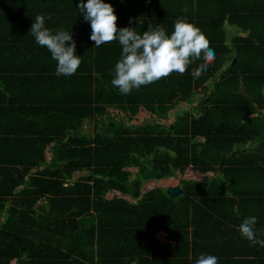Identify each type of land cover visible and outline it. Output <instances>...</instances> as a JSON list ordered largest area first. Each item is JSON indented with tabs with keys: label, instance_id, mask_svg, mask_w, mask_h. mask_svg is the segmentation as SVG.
Instances as JSON below:
<instances>
[{
	"label": "trees",
	"instance_id": "16d2710c",
	"mask_svg": "<svg viewBox=\"0 0 264 264\" xmlns=\"http://www.w3.org/2000/svg\"><path fill=\"white\" fill-rule=\"evenodd\" d=\"M49 13L46 27L68 28L71 18L63 13L69 12ZM72 15L81 56L75 74L57 76V62L41 46L36 48L46 54L44 72L0 74V264H195L201 254L216 256L218 264H264V247L251 245L238 230L244 218L256 216L257 239H264V45L236 46L230 62L232 50L221 36L210 44L215 59L200 77L173 72L122 95L111 83L115 49L91 46L90 22L79 9ZM3 31L0 42L14 46L2 52H18L26 34ZM202 62L192 63L193 70ZM22 63L20 70L35 69L32 62ZM212 76L218 78L198 101V116L185 110L168 126L154 119L129 124L140 107L166 117L177 101H191L205 90ZM110 107L125 118L112 117ZM10 121L18 125L16 132L4 126ZM85 122L92 123L93 134L83 132ZM256 138L257 145L244 148ZM169 164L180 172L189 166L218 171L217 189L183 179V193L173 198L161 189L133 205L104 198L108 189L125 191L129 185L137 196L141 180L169 175ZM149 165L153 170L145 176ZM128 166L139 168L140 179L129 180L131 172L123 170ZM84 170L88 175L73 178ZM210 194L215 197L206 198ZM210 218L225 228H197ZM157 229L173 245L158 242Z\"/></svg>",
	"mask_w": 264,
	"mask_h": 264
},
{
	"label": "crops",
	"instance_id": "0c3cea01",
	"mask_svg": "<svg viewBox=\"0 0 264 264\" xmlns=\"http://www.w3.org/2000/svg\"><path fill=\"white\" fill-rule=\"evenodd\" d=\"M105 2L113 5L114 12L117 15L118 29L122 27H136L135 30L140 34L147 30L148 24H151L153 26L160 25L164 27L166 33L171 35L174 31V23L177 18L181 16L186 17L189 22L201 30V32L209 40L210 44L217 43L220 37L224 36L222 43L232 50V53L227 56V59L230 62L232 59L235 60L234 54H236V46L248 45L249 48H254L255 46L264 45V0H123V2L122 0H105ZM79 3L80 0H0V18L2 19V16H4L11 19V21H4L3 19L0 21V32H4L3 30H6L9 31V33L12 32L14 34L17 30H19L21 38H24V34H26V38H24L21 42V46L23 45L22 48L25 47L26 49H21V46H19L17 47L18 52L15 53L2 52L7 46H14L13 43L5 40L0 42V74L7 72H35L39 74L44 72L43 69L46 67L42 56L46 54L37 50L36 46H40L36 43L35 39L28 37L31 35L29 30L36 14H43L45 16L47 14H51L49 12H69V14L63 13V15L71 18L69 20L70 25H68V28H63L65 30L68 29L69 32L72 30V35L76 37V25H72L73 21L76 20H74L75 17L71 16H75L72 14H75L78 10L77 6ZM185 9L186 11H184ZM130 18H140L143 24L138 25L135 21L132 24H129ZM62 21L66 23L67 19ZM90 44L91 46H94L93 41H91ZM109 44L111 52L115 49V53L118 55L116 61H111L115 66L116 62L120 59L122 47L118 40L106 43V46ZM30 46H32L33 50H29L30 53L24 54L23 51L28 50V47ZM76 46H79V44L76 43ZM76 54L79 56L78 51ZM243 55L244 57L250 58L252 54H250V52H244ZM255 55L257 59L260 58L259 54L257 55V53H255ZM27 61L32 62V66L35 67L34 70H20L24 67L22 62ZM26 66L27 65H25V67ZM225 66L226 64L223 65L221 69ZM221 69L216 72H221ZM186 72H193L192 64L188 66ZM217 78V76L209 78L203 84L206 89H199V91L193 95L191 101H177L175 106L167 112L166 117L159 118L155 114L147 111L144 107H140L138 112L129 121V124L142 125L143 123L154 119L158 123L168 126L172 124L176 117L185 110H189L194 116H198L200 113L195 109L198 101L210 94V89L213 88L214 82ZM40 90H42V88L36 89L38 92ZM23 97L27 98L28 96L24 94L22 98ZM19 98L21 97L16 99ZM251 104L254 105V103ZM178 107L181 111H179L176 116L173 112L176 111ZM108 110L111 116L115 119L125 118V114L115 107H110ZM253 115L256 116L257 113H254ZM135 118L138 119L140 123H134ZM168 119H171V121L169 123H165L164 120ZM143 120H145V122L142 123ZM4 126L14 132H16V129H19L18 125L13 121L7 122ZM258 140L259 139L257 138L251 141L249 140L244 145V148L254 147V145H257ZM52 144L53 143H50L45 149V158L47 160L50 159V147ZM41 168L42 166L39 167V169ZM34 170L35 169H32V172H34ZM123 170L131 172L132 175L129 180L135 181L140 179L138 167L128 166L124 167ZM88 173V170L76 171L73 174V178L77 179L79 176L88 175ZM219 175L220 174L216 170L201 172L190 166L182 172H180L179 169L174 171L172 166V173L169 170V175L165 177L159 179L150 178L147 180H141L138 195L135 197L128 191V188H130L131 191L133 190L132 188H134L132 185H129V187H126L127 190L125 191L118 188L108 189L104 194V198L107 200L123 199L133 205L137 204L142 198H144L146 193L154 189H161L164 193H166V195L173 198L180 196L183 193V189L180 184V181L183 179L197 182L206 181V187L211 186V189L214 188V190H216L217 187L215 186L217 184H213V181L218 180ZM171 187H178L181 190V193L178 195L169 194L167 190ZM205 196L206 195H203L201 197ZM213 197H215V195L210 194L206 198L213 199ZM41 202L42 201H38V203ZM188 214L191 215L190 210ZM4 216L5 214L3 213L2 218H4ZM196 217L198 216L196 215ZM197 219L199 220V217ZM202 219L203 218L199 220V223L202 222ZM207 221H209V223L206 225L198 224L197 228H225L223 224H214L213 222H215V219L210 218ZM154 237L158 242L168 246H171L174 243V241L167 237V233L162 229H157ZM131 263H134V261H131ZM10 264H15V260H12Z\"/></svg>",
	"mask_w": 264,
	"mask_h": 264
},
{
	"label": "clouds",
	"instance_id": "9594fccd",
	"mask_svg": "<svg viewBox=\"0 0 264 264\" xmlns=\"http://www.w3.org/2000/svg\"><path fill=\"white\" fill-rule=\"evenodd\" d=\"M77 8L83 14V19L90 22V40L95 47L115 40L121 45V56L115 64L111 83L122 95H128L134 89L139 90L141 86L151 85L173 72L183 75L190 64L202 60L192 72L198 78L215 59V51L210 47L209 40L186 17L177 18L171 35L166 33L164 27L151 24L140 34L135 30L136 27L118 29L113 5L105 0H86V3L80 0ZM45 21L43 14H37L31 24L30 34L39 46L47 48L52 59L57 62V76L75 74L81 64V56L76 54L72 30L69 32L62 26L50 29L46 27ZM134 21L138 25L143 24L140 18H130L129 24ZM256 223V216H248L242 220L238 230L251 245L264 247V239H257ZM261 232L264 233V230ZM195 264H218V258L201 254Z\"/></svg>",
	"mask_w": 264,
	"mask_h": 264
},
{
	"label": "rangeland",
	"instance_id": "374dc122",
	"mask_svg": "<svg viewBox=\"0 0 264 264\" xmlns=\"http://www.w3.org/2000/svg\"><path fill=\"white\" fill-rule=\"evenodd\" d=\"M181 111V109L178 107L176 111L173 112L174 115L177 116V113ZM136 121V122H135ZM160 121V120H159ZM165 123H169L171 121V119H168V120H164ZM145 122V120L142 121V123ZM134 123H140L138 121V119L135 118L134 120ZM92 123L90 122H85L84 125H83V132L85 133H88V134H93V129H92V126H91Z\"/></svg>",
	"mask_w": 264,
	"mask_h": 264
},
{
	"label": "water",
	"instance_id": "95a60500",
	"mask_svg": "<svg viewBox=\"0 0 264 264\" xmlns=\"http://www.w3.org/2000/svg\"><path fill=\"white\" fill-rule=\"evenodd\" d=\"M112 136V134H111ZM153 169V166H149L146 169L145 175H148V173ZM170 172L172 173V165L170 164ZM168 193L171 195H178L179 193H181V190L178 187H171L168 188Z\"/></svg>",
	"mask_w": 264,
	"mask_h": 264
}]
</instances>
